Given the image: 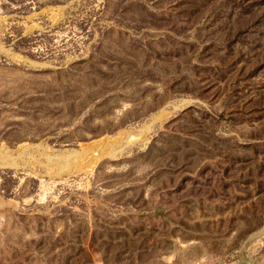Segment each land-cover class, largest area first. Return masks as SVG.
Returning <instances> with one entry per match:
<instances>
[{"label":"rangeland","instance_id":"obj_1","mask_svg":"<svg viewBox=\"0 0 264 264\" xmlns=\"http://www.w3.org/2000/svg\"><path fill=\"white\" fill-rule=\"evenodd\" d=\"M0 264H264V0H0Z\"/></svg>","mask_w":264,"mask_h":264},{"label":"bare ground","instance_id":"obj_2","mask_svg":"<svg viewBox=\"0 0 264 264\" xmlns=\"http://www.w3.org/2000/svg\"><path fill=\"white\" fill-rule=\"evenodd\" d=\"M95 154H97V153H95ZM98 155H100V157H102L101 154H98Z\"/></svg>","mask_w":264,"mask_h":264},{"label":"water","instance_id":"obj_3","mask_svg":"<svg viewBox=\"0 0 264 264\" xmlns=\"http://www.w3.org/2000/svg\"><path fill=\"white\" fill-rule=\"evenodd\" d=\"M103 141H105V140H103ZM103 141H102V142H103Z\"/></svg>","mask_w":264,"mask_h":264}]
</instances>
